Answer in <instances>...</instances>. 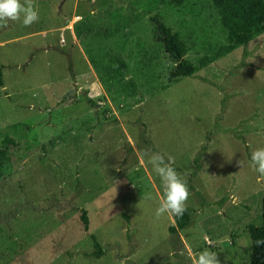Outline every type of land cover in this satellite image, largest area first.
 Masks as SVG:
<instances>
[{
    "label": "rangeland",
    "instance_id": "1",
    "mask_svg": "<svg viewBox=\"0 0 264 264\" xmlns=\"http://www.w3.org/2000/svg\"><path fill=\"white\" fill-rule=\"evenodd\" d=\"M34 6L30 27H0V264H191L204 249L248 264L264 197L250 166L264 148V30L212 60L225 35L209 0ZM152 17L183 42L190 77L166 80ZM145 151L174 157L187 183L190 221L175 234L155 216L163 188Z\"/></svg>",
    "mask_w": 264,
    "mask_h": 264
},
{
    "label": "trees",
    "instance_id": "2",
    "mask_svg": "<svg viewBox=\"0 0 264 264\" xmlns=\"http://www.w3.org/2000/svg\"><path fill=\"white\" fill-rule=\"evenodd\" d=\"M174 6H180L184 0H169ZM213 8L220 27L225 35V44L220 46L214 54L213 59L230 53L238 46H245L252 37L259 35L264 30V0H209ZM153 26V38L162 45L164 53L173 63V68L166 76L168 82L178 78L190 77L196 70L194 66L184 59L185 46L176 33L166 27L157 18L150 19ZM82 33H75L80 39ZM207 59L201 65L210 62ZM119 70H123V63L116 60ZM2 87V66L0 65V88ZM89 105L93 102L86 99ZM0 155V171L5 170ZM260 222L258 226H247V234L250 244V257L248 264H264V243L257 244V240H264V197L261 199ZM191 211L186 209L183 216L173 217L174 226L168 228L170 234H175L176 230L183 229L190 221ZM79 221L82 229H87V218L84 210L80 211ZM94 251L92 256L100 255L99 246L94 238L90 236Z\"/></svg>",
    "mask_w": 264,
    "mask_h": 264
},
{
    "label": "clouds",
    "instance_id": "3",
    "mask_svg": "<svg viewBox=\"0 0 264 264\" xmlns=\"http://www.w3.org/2000/svg\"><path fill=\"white\" fill-rule=\"evenodd\" d=\"M39 20V13L34 6V0H0V27L7 26L8 21H22L23 26L30 27ZM147 162L152 166V171L159 177L163 194L159 198L155 210L156 218L165 214L169 217L183 216L186 211V202L189 198L187 183L173 167L174 157L160 152L145 151ZM143 162V161H142ZM240 168L245 166L244 160H238ZM251 168L254 172L264 177V148H258L251 154ZM119 170V166H117ZM115 190L116 184H115ZM259 245L264 240H257ZM183 254V253H181ZM191 264H220L217 253L204 249L191 258Z\"/></svg>",
    "mask_w": 264,
    "mask_h": 264
}]
</instances>
